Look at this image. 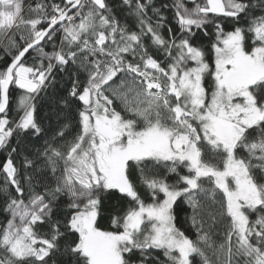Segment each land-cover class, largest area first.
I'll use <instances>...</instances> for the list:
<instances>
[{
    "label": "snow or ice",
    "instance_id": "obj_1",
    "mask_svg": "<svg viewBox=\"0 0 264 264\" xmlns=\"http://www.w3.org/2000/svg\"><path fill=\"white\" fill-rule=\"evenodd\" d=\"M0 54V264H264V0H0Z\"/></svg>",
    "mask_w": 264,
    "mask_h": 264
},
{
    "label": "trees",
    "instance_id": "obj_2",
    "mask_svg": "<svg viewBox=\"0 0 264 264\" xmlns=\"http://www.w3.org/2000/svg\"><path fill=\"white\" fill-rule=\"evenodd\" d=\"M40 2H44V0H24L25 6L27 7L28 5H35L36 3H40ZM155 2L157 3V5L159 6V4L162 3H171V0H155ZM110 3H112L113 5H116L119 3V0H110ZM116 14L118 17L121 18V20L123 21L125 13L119 11V9H116ZM169 16L171 15V13H168ZM130 24H132V21H129ZM232 27L231 24H226L225 28L226 30H230ZM167 33L165 32V35ZM58 42V41H57ZM203 43L204 45H207L208 43V38L203 37V34L200 33L196 43ZM46 50H51V45H47ZM2 55V54H0ZM210 59V56H209ZM29 60H31V57H29ZM3 66V60H0V67ZM81 79H83V75L81 76ZM56 84L54 87H50L47 91H48V95L44 96L42 94V99L41 101L38 103V115L41 118H45V126L47 127L48 124L50 123L51 126L53 128L58 127V122H57V117L54 115L55 110H56V104H55V98L56 97H60V96H66L67 95V89L70 87V81L68 79V76L65 75L64 73H57L56 74ZM18 90H14L13 92V96H14V102H13V112H15L16 109V104H15V99L18 98L17 96ZM48 97H53L52 100H50ZM75 103H79L78 101ZM51 131H49L48 136L47 137H42V139L40 141H33L32 144H29L28 147L30 148L31 151H35L36 148L40 147L43 144L44 139H47L48 137L51 136ZM13 143L15 144V141H13ZM8 156V152L5 150H0V161H3L7 158ZM16 162H17V166H20V161L23 159L22 156L20 157H13ZM133 180L136 181L137 183H139L138 181V173H133ZM3 181V176L0 175V183H2ZM141 195L145 198L148 199L146 193L143 192V190L141 189ZM119 194L118 193H110V194H105L102 197V213L101 216L98 219V223L99 226L102 229H108L110 228V221H111V216L113 214H115L117 211L121 210L123 207H126V204L123 200L119 199ZM3 195L0 194V204H2L3 202ZM61 203L66 205L67 200L66 198H61ZM66 210V209H65ZM181 221H183L185 219L184 214L182 213L180 216ZM0 220H3V213H0ZM184 227V229L186 230L187 234L195 239V231L193 229H191L190 225H182ZM58 259L61 261V264H63V258L58 257ZM197 264H199V259L197 258Z\"/></svg>",
    "mask_w": 264,
    "mask_h": 264
}]
</instances>
